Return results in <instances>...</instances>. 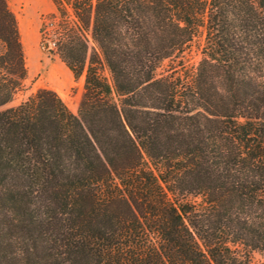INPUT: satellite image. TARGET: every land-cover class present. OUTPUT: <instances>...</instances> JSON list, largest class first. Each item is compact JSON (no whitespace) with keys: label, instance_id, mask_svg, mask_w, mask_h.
<instances>
[{"label":"trees","instance_id":"1","mask_svg":"<svg viewBox=\"0 0 264 264\" xmlns=\"http://www.w3.org/2000/svg\"><path fill=\"white\" fill-rule=\"evenodd\" d=\"M52 2L40 42L85 79L78 114L51 89L5 108L29 69L0 0V264L264 256V0Z\"/></svg>","mask_w":264,"mask_h":264},{"label":"rangeland","instance_id":"2","mask_svg":"<svg viewBox=\"0 0 264 264\" xmlns=\"http://www.w3.org/2000/svg\"><path fill=\"white\" fill-rule=\"evenodd\" d=\"M10 3L19 20L29 75L24 90L5 108L20 105L40 89H51L62 97L72 112L78 114L85 79L75 80L60 58L46 52L40 42L42 20L45 15L55 12L52 0H10ZM203 43L204 37L198 38L185 53V61L190 67H195L200 62ZM166 65L167 62L158 70V75L165 73ZM252 261L253 264H264V256L255 251L252 253Z\"/></svg>","mask_w":264,"mask_h":264}]
</instances>
